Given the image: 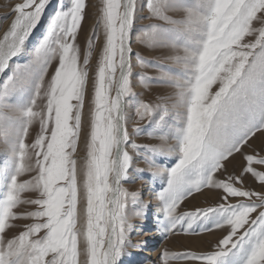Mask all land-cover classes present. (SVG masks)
Wrapping results in <instances>:
<instances>
[{
  "label": "snow or ice",
  "instance_id": "obj_1",
  "mask_svg": "<svg viewBox=\"0 0 264 264\" xmlns=\"http://www.w3.org/2000/svg\"><path fill=\"white\" fill-rule=\"evenodd\" d=\"M8 16L0 264H264V0H21ZM149 220L200 246L135 259Z\"/></svg>",
  "mask_w": 264,
  "mask_h": 264
},
{
  "label": "rangeland",
  "instance_id": "obj_2",
  "mask_svg": "<svg viewBox=\"0 0 264 264\" xmlns=\"http://www.w3.org/2000/svg\"><path fill=\"white\" fill-rule=\"evenodd\" d=\"M19 2H21V0H0V17H3V15L5 13L10 12L11 7L14 4L19 3ZM65 2H67V0H65ZM5 5H7V6H5ZM11 19H12V16H8L7 19H0V33H2L8 27ZM93 22H94V17L90 14L88 19H87V22L84 25L85 32L81 35V38H80L82 49L86 45L85 37L90 32L91 25ZM148 22L149 21H147V20L141 21V23H148ZM42 30L43 29H41V31ZM38 36H39V32H37V37ZM35 39L36 38H34V40ZM138 50L142 51L143 54L149 58H158L160 56L159 52L150 51L146 48H138ZM98 52H99V43L97 45V51L93 53V58H92L91 63H93V64L95 63ZM16 62H23V61H15L14 60L12 63L14 64ZM171 66L177 67L174 64ZM144 71L148 75L154 76L157 74V69L155 67H148V68L144 69ZM9 74H10V69H6L5 73L0 74V80L5 79L6 76ZM135 90L137 92L143 93V98L146 100L154 98L155 93L160 91V89L153 86L152 91L149 92L145 89V87L142 84H140L138 82L135 84ZM87 109H88V103L86 100V107H85L86 113H87ZM133 122H130V125H129L130 129H131V125ZM136 140H137V143H141V144H158L159 143L158 139L149 138L147 136H139L136 138ZM254 144L258 145L259 141H255ZM257 151H259V148H257ZM136 166L139 168H145L146 164L143 160H138L136 162ZM126 187H129L133 190L140 189V190L144 191L145 192V199L151 200L153 204L155 203V200L152 199L151 195L147 191V185H145L143 180L137 179L135 183L130 184V185H126ZM205 206H207L205 197L199 196L195 200H190L189 202L184 204V206L181 208V210L187 211V210H193L194 207H205ZM136 223L138 224V228H143V231L140 232V234H133L132 240L134 242L147 241V247L142 250V252L139 256L135 257V259H137V260L142 259L144 257H151L154 260L157 257L159 250L165 246L168 247L170 250H173V251H182L185 249V247L196 248V247L200 246V242L197 239L192 238V237H188V236H185L182 234H178L174 237H169L167 240L159 239L158 233L156 232L155 228L153 227V221L152 220H149L147 222L136 221ZM133 251H135V250H133ZM173 264H177V262H173Z\"/></svg>",
  "mask_w": 264,
  "mask_h": 264
}]
</instances>
